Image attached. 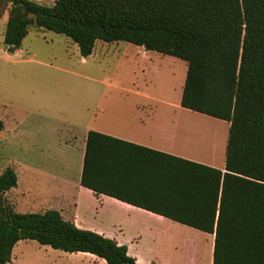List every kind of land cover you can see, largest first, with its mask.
Listing matches in <instances>:
<instances>
[{
  "label": "trees",
  "instance_id": "trees-1",
  "mask_svg": "<svg viewBox=\"0 0 264 264\" xmlns=\"http://www.w3.org/2000/svg\"><path fill=\"white\" fill-rule=\"evenodd\" d=\"M6 11L4 42L12 53L34 26L66 36L82 58L100 40L185 61L181 107L230 124L225 172L192 165L197 171L182 178L166 176L163 195L183 209L148 210L214 234L213 264H264V0H55L51 7L0 0V18ZM124 145L90 132L81 185L145 208L118 188L123 172L110 153ZM17 181L10 167L0 175V264H10L19 241L138 264L126 246L78 229L55 210L16 212L5 194Z\"/></svg>",
  "mask_w": 264,
  "mask_h": 264
},
{
  "label": "crops",
  "instance_id": "crops-1",
  "mask_svg": "<svg viewBox=\"0 0 264 264\" xmlns=\"http://www.w3.org/2000/svg\"><path fill=\"white\" fill-rule=\"evenodd\" d=\"M181 98L182 93L179 104L154 99L126 102V110L108 112L110 121L70 131L56 143L38 134L30 148L32 163L18 162L19 171L12 168L18 181L5 194L6 200L16 212L18 206L26 213L55 210L78 229L126 246L138 264H213L214 234L148 210L183 209L180 200L163 195L166 176L182 178L185 171H197L192 165L225 172L230 124L182 108ZM90 132L127 144L110 153L112 164L123 172L118 188L147 209L81 185ZM52 148L61 163L44 158ZM10 264L108 263L90 253H65L35 241H19Z\"/></svg>",
  "mask_w": 264,
  "mask_h": 264
},
{
  "label": "rangeland",
  "instance_id": "rangeland-1",
  "mask_svg": "<svg viewBox=\"0 0 264 264\" xmlns=\"http://www.w3.org/2000/svg\"><path fill=\"white\" fill-rule=\"evenodd\" d=\"M33 1L47 7L55 3ZM7 18L6 11L0 18V119L5 127L0 132V175L8 167L19 171L18 162L32 163L30 148L38 134L56 143L70 131L110 121L108 112L126 110V102L179 104L185 61L130 43L100 40L82 58L69 38L34 26L12 53L4 42ZM48 157L62 162L54 148ZM17 211L28 210L18 206Z\"/></svg>",
  "mask_w": 264,
  "mask_h": 264
}]
</instances>
